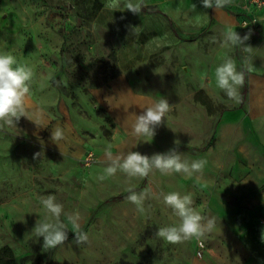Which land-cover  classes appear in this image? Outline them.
Instances as JSON below:
<instances>
[{
  "label": "rangeland",
  "instance_id": "obj_1",
  "mask_svg": "<svg viewBox=\"0 0 264 264\" xmlns=\"http://www.w3.org/2000/svg\"><path fill=\"white\" fill-rule=\"evenodd\" d=\"M105 3L0 0V53L33 69L26 107L41 111L47 126L21 117L16 127L0 128V247L10 249L16 264H264V154L235 150L219 180L203 157L227 113L254 114L264 104V76L249 79L243 63L264 40V21L253 26L228 7L204 8L201 0H145L140 15L111 12ZM129 26L138 27L135 35ZM228 28L251 33L250 53L221 47ZM228 55L245 72L239 104L215 87V68ZM161 98L171 108L155 136H134L133 114ZM57 126L65 132L58 145L50 139ZM176 140L186 159L207 161L203 175L153 170L129 178L118 171L98 180L108 145L114 155L151 156ZM88 152L93 158L86 164ZM130 186L148 192L143 212L127 201ZM172 191L190 193L193 207L214 219L199 241L169 244L156 235L179 223L163 203ZM50 194L65 214L79 212L87 243H73L76 229L62 214L68 240L43 249V237L32 230L50 215L40 202Z\"/></svg>",
  "mask_w": 264,
  "mask_h": 264
},
{
  "label": "clouds",
  "instance_id": "obj_2",
  "mask_svg": "<svg viewBox=\"0 0 264 264\" xmlns=\"http://www.w3.org/2000/svg\"><path fill=\"white\" fill-rule=\"evenodd\" d=\"M206 9H224L233 4V0H201ZM104 7L111 11H130L134 15H140L146 7L145 0H106ZM193 9L196 5H192ZM247 26V25H245ZM132 35L137 33L138 27L129 26ZM251 33L241 36L237 31L228 28L223 33L221 47H239L244 53H250L252 47L246 44ZM244 66L247 71H252V64L249 58H244ZM34 77L33 69L25 63H21L10 52L0 53V128L5 125L16 127L21 117H26L38 128L47 127L42 123L43 113L41 111H29L26 107V99L30 95L31 82ZM245 72L237 69L236 61L231 56H226L223 62L215 68V87L223 92L228 100L239 104L242 100L240 89L244 86ZM223 102V101H222ZM171 105L166 98L145 106L144 111L134 116L132 134L136 137H150L156 134V128L162 124L166 114L170 111ZM51 141L59 144L65 139L64 129L60 126L52 129ZM175 147L166 153H155L151 156L141 154L138 151H128L114 155L111 145L105 149L107 166L103 168L98 180L103 181L114 176L118 171L129 178L147 177L153 170H158L162 175L181 173L192 176L202 172L206 160L198 159L189 161L180 152V141H174ZM40 153H36L38 157ZM129 195L127 201L136 205L141 212L144 211L143 204L148 196L147 191L137 192L134 186L126 189ZM41 205L50 214L45 220H37L32 232L36 237H43V249H54L65 244L68 240V230L60 217L66 215L67 221L76 229L73 243L77 246L85 244L89 240L86 232L79 230V212L64 213L63 205L57 202L55 195H47L41 198ZM163 203L172 210L178 217L179 223L161 227L156 235L169 244H180L188 240H200L207 232L215 227L212 218L203 216L193 207V197L189 194L172 191L163 194ZM264 240V233H262Z\"/></svg>",
  "mask_w": 264,
  "mask_h": 264
},
{
  "label": "crops",
  "instance_id": "obj_3",
  "mask_svg": "<svg viewBox=\"0 0 264 264\" xmlns=\"http://www.w3.org/2000/svg\"><path fill=\"white\" fill-rule=\"evenodd\" d=\"M228 8L233 14L240 15L237 0H233V4ZM261 30L264 31V27ZM255 44L249 57V62L252 64V71H248L249 79L259 75L264 76V40ZM259 109L260 112L254 114H247L242 109L231 110L236 114L232 116V112L227 113L226 118H222L218 123L216 136L204 152L205 155L203 154V157L208 155L212 160V167L218 173L217 180L232 166L231 160L235 155L231 153L235 150L239 149L240 154L251 157V147H254L256 157H258V152H261L260 155L264 154V104ZM252 110L253 108L247 107V111ZM226 158L229 161V163L227 161V166ZM203 171L204 169L198 174L203 175Z\"/></svg>",
  "mask_w": 264,
  "mask_h": 264
},
{
  "label": "built area",
  "instance_id": "obj_4",
  "mask_svg": "<svg viewBox=\"0 0 264 264\" xmlns=\"http://www.w3.org/2000/svg\"><path fill=\"white\" fill-rule=\"evenodd\" d=\"M239 14L245 23L259 25L264 21V0H237ZM92 153L85 155V162L88 164L92 160Z\"/></svg>",
  "mask_w": 264,
  "mask_h": 264
},
{
  "label": "trees",
  "instance_id": "obj_5",
  "mask_svg": "<svg viewBox=\"0 0 264 264\" xmlns=\"http://www.w3.org/2000/svg\"><path fill=\"white\" fill-rule=\"evenodd\" d=\"M0 264H16L13 254L8 247H0Z\"/></svg>",
  "mask_w": 264,
  "mask_h": 264
}]
</instances>
